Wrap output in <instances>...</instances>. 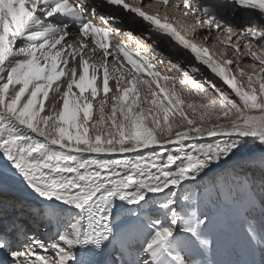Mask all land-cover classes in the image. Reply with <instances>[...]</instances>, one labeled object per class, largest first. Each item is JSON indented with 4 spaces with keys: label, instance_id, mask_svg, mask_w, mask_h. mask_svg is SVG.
<instances>
[{
    "label": "snow or ice",
    "instance_id": "obj_1",
    "mask_svg": "<svg viewBox=\"0 0 264 264\" xmlns=\"http://www.w3.org/2000/svg\"><path fill=\"white\" fill-rule=\"evenodd\" d=\"M0 169V264H264V0H0Z\"/></svg>",
    "mask_w": 264,
    "mask_h": 264
},
{
    "label": "bare ground",
    "instance_id": "obj_2",
    "mask_svg": "<svg viewBox=\"0 0 264 264\" xmlns=\"http://www.w3.org/2000/svg\"><path fill=\"white\" fill-rule=\"evenodd\" d=\"M117 14L121 15L124 20V22L118 25V27L124 30H130L134 34H136L137 32H143V31L137 30L139 29L138 23L133 22L128 16H124L123 13H117ZM125 22H127L126 25H124ZM134 24H136L137 26H134ZM115 40H118V38H115ZM115 40L111 42L115 44L117 42ZM124 40H125V37H124ZM129 46L134 48V46L132 45H129ZM213 50L216 51V49H213ZM165 54L170 55L173 60L176 59L174 57V53L169 54V52L165 50ZM185 57L188 58V56H185ZM110 85H111V82H110ZM0 188L3 189L4 193L5 192L10 193L8 195L6 193L7 195L6 198L9 200L28 199L29 194L22 187L20 181L17 179V177L14 175L11 169H7V170L0 169ZM207 235L213 244L211 251L205 254V253H202L195 246H193V248L190 250V253L193 259L197 261H205V262L216 261V264H221V263L228 264L229 261L238 259V254H242L243 247L240 245H237L236 247V243L243 241L242 240L244 238L243 232H242V229L239 227L234 215L225 213L223 216H217L214 220V223L209 226ZM108 259H109V255L106 254L103 258H101V264H107ZM256 259H258V257H256Z\"/></svg>",
    "mask_w": 264,
    "mask_h": 264
},
{
    "label": "rangeland",
    "instance_id": "obj_3",
    "mask_svg": "<svg viewBox=\"0 0 264 264\" xmlns=\"http://www.w3.org/2000/svg\"><path fill=\"white\" fill-rule=\"evenodd\" d=\"M135 22L138 23V28H139V29H137V30H139V31H146V28H145L144 25H142L139 21H135ZM126 23H127V22H125L124 25H126ZM132 25H133V24H132ZM134 26H137V25L134 24ZM139 33H141V32H137L136 34H139ZM115 38H118V40H115ZM113 39H114L115 41L119 42V40L124 39V37L118 35V36H115ZM114 40H112V42H113ZM124 41H126V43H128V45H132V46L136 47V44H135L134 40H131V39L125 37V40H124ZM117 42H116V43H117ZM134 44H135V45H134ZM162 47L164 48V50H166L167 52H169V54L174 53V57H175L176 59H180V60L184 61L185 63H190V62H191V58H190V57H188V58L185 57V55H183L182 52H179V51H176V50H171L170 46H168V45H162ZM217 49H219L220 51H223V49H221V48L219 47V45L217 46ZM217 49H216V50H217ZM170 51H171V52H170ZM213 51H215V50H213ZM175 53H176V54H175ZM241 66L243 67L244 65L241 64ZM168 67H169V65H168L167 63H165V64H163V65H157V68L159 69V71H160L162 74H165V75H172V76H174V77L176 78V86H177V89H178L180 92H183V91H184V88H185V84H184V82H183V78L180 76L179 73H176V72H174V71H173V72H168V71H167ZM245 71L251 72L252 70H251V69H248V68H245ZM188 87H190V85H189ZM13 185H14V184H13ZM19 185H20V184H19ZM19 185H18V186H19ZM6 193H7V195L10 194V193H8V192H5V194H6ZM7 195H6V196H7ZM11 195H12V194H11ZM8 198H9V196H8ZM38 224H39V223L33 225V224L29 223L27 226L30 227V228H33V229L37 227L35 230L37 231L38 234H40V233H44L45 236H47L48 233H45V232H44V229H43L40 225H38ZM40 229H41V230H40ZM242 240H243L242 242H238V243H236V247H237V245H240V246L243 247V244H244V238H243ZM233 261H235V260H233ZM221 264H223V263H221Z\"/></svg>",
    "mask_w": 264,
    "mask_h": 264
}]
</instances>
